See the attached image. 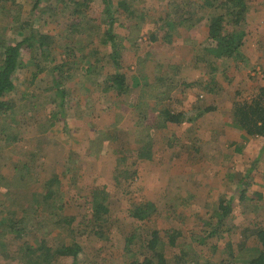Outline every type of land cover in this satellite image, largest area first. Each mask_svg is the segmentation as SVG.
<instances>
[{
	"label": "rangeland",
	"instance_id": "1",
	"mask_svg": "<svg viewBox=\"0 0 264 264\" xmlns=\"http://www.w3.org/2000/svg\"><path fill=\"white\" fill-rule=\"evenodd\" d=\"M35 3L0 0V36L19 40L36 30L51 34L55 44L47 55L22 50L24 66L16 71V87L6 96L12 109L0 117V219L6 220L0 224V264H24L19 257L24 242L38 245L65 237L71 244L67 227L75 229L82 247L79 264H131L149 254L147 242L154 230L160 232L159 248L169 264H247L258 253L255 233L264 229V197L253 186L263 169L254 160L261 142L249 143L233 119L232 106L235 100H251L264 86L260 2L250 0L245 24L248 62L226 63L228 75L222 74L223 61L213 73L210 61L196 65L198 41L207 37L203 22L186 29L183 47L181 32L169 56V41L178 34L169 33L166 23L169 0L136 1L139 13L148 17L140 20L135 45L126 39L128 19L118 16L115 33L124 44L123 71L139 96L135 102H143L136 107L130 96L106 90L108 77L117 69L110 46L100 41L102 0L93 1L87 20L92 32L79 40L85 52L97 48L102 60L89 58L96 69L88 76L78 64L69 69L70 79L62 85L67 96L60 104L53 82L57 71L52 69L68 59L64 45L75 41V35L69 40L73 16L71 9H60L58 0H42L37 8ZM152 34L156 41H151ZM76 57L72 60L79 62L80 54ZM181 57L189 58L184 65L177 63ZM183 80L196 85L184 93ZM164 108L191 111V121L162 122L158 113ZM52 179V191H57L52 201L60 205L51 208L56 215L37 205L28 207L26 224H20L25 235L17 237L8 225L22 217L33 193L43 194ZM97 191L107 194L104 222L94 221ZM223 197L232 202V211L214 233ZM148 203L156 207L151 216L141 220L131 215L132 209ZM71 262L62 258L57 264Z\"/></svg>",
	"mask_w": 264,
	"mask_h": 264
},
{
	"label": "trees",
	"instance_id": "2",
	"mask_svg": "<svg viewBox=\"0 0 264 264\" xmlns=\"http://www.w3.org/2000/svg\"><path fill=\"white\" fill-rule=\"evenodd\" d=\"M94 0H58L60 9L64 11L70 10V14L73 16L72 23L70 25L69 40L75 35L73 39L75 41L69 42L64 45L67 54V61L63 64L55 66L52 71H57L54 77V90L56 94L61 97V105H64L67 90L62 88L65 81L70 79V68H73L78 64V69H81L83 75L92 73L96 67L89 60L94 59V62L102 60L98 57L100 53L97 48H93L88 52H85L81 37L84 34L91 33L92 25L87 21L89 19V11L91 9ZM103 10L100 12L102 32L100 41L102 45H108L111 48L109 54L113 61L117 72L110 75L107 80V91H114L117 95L130 96V103H135V107L143 105L142 98L140 101L135 102V97H139L131 90L127 82V75L123 71L122 67V53L124 48L123 42H120L118 35L115 33V24L117 23L118 16L124 15L125 19H128L129 35L127 40L135 45V34L142 30V22L140 20L146 19V15L137 10V0H102ZM42 0H36L35 7ZM172 9H175L173 13H167L169 20L166 22L169 25V33L176 31L180 27H185L188 30L198 26L200 23H205L207 26V39L200 44L199 51L195 55L196 65L199 63L210 61V72L213 73L219 69L218 61H223L224 75H228V68L226 63L234 60L235 63L240 61L248 62L243 48L245 38L247 36V30L245 24L247 16L250 11V0H171L169 3ZM158 20V19H157ZM94 34L92 33V36ZM156 35H151V41L157 40ZM55 45L54 37L51 34H44L38 31H31L28 35H24L19 40L7 41L4 36H0V117L5 113L7 109H12L11 104L7 102L6 96L9 92L13 91L16 87L14 75L19 68L24 66V60L22 57V50L26 49L31 54L38 52L39 55H47ZM47 49V50H46ZM76 53L80 54L81 60H77ZM74 59V60H72ZM243 62V64H244ZM80 63V64H79ZM205 67V66H204ZM203 69V67L201 66ZM45 68H40V71ZM69 73V74H68ZM67 74V76H66ZM214 81V78L211 79ZM198 84V82H197ZM196 85V82H190L187 80L182 81V92L190 91V88ZM205 111H211L213 108H205ZM142 115L143 110L139 111ZM139 114V116H141ZM191 111L188 112H172L170 109H161L158 113L159 120L166 122L182 123L187 120L191 121L189 116ZM232 114L234 121L239 124L246 135L256 137L264 136V86L260 87L259 92L251 100H235L232 106ZM142 119V117H141ZM145 149V148H144ZM54 179L47 182L46 191L42 193H33L34 198L31 199V203L27 207H23L26 211L22 217L14 220L13 225L9 231L15 232L16 236L21 238L25 235L23 233L20 224L25 226L26 214L28 207L37 205V208H41L47 214H53L51 208L59 207L60 205H54V198L57 195V191H52V184ZM246 183L245 179L241 180V186L244 187ZM246 188H242L240 191V197L244 198ZM38 196V197H37ZM41 196V197H40ZM57 197V196H56ZM26 206V205H25ZM63 208V206H62ZM156 210L153 203H148L145 207H137L130 211L131 215L137 219L145 220L151 216ZM232 211V202H227L223 197L220 200L219 211L217 213L220 217L219 224L215 226L214 233L224 223V219ZM109 213V206L107 202V194L104 191H97L94 194V221L104 222L105 215ZM56 215V213H55ZM73 221V218H71ZM70 220V222H71ZM6 220L0 219V224L3 225ZM18 222V224L16 223ZM2 230V228H1ZM23 230L24 227H23ZM65 230V229H64ZM1 232V231H0ZM67 235L73 239L71 244H68L64 238H50L49 240H42L38 245H34L31 242H24L19 246V257L24 264H57L62 258H72L70 264H79L78 257L82 250L81 244L77 241L75 229L67 227ZM257 240V254L251 259L248 258L247 264H264V229H259L256 233ZM65 236V235H64ZM131 238H128V242H131ZM174 241V237H172ZM3 242H0L2 244ZM161 243V237L159 230H154L151 234V238L147 242V250L149 254L143 256V258L137 257L131 264H169L165 253L159 248ZM182 257V256H181ZM196 264V263H195Z\"/></svg>",
	"mask_w": 264,
	"mask_h": 264
},
{
	"label": "crops",
	"instance_id": "3",
	"mask_svg": "<svg viewBox=\"0 0 264 264\" xmlns=\"http://www.w3.org/2000/svg\"><path fill=\"white\" fill-rule=\"evenodd\" d=\"M179 1L182 2V0H179ZM197 1H199V0H197ZM170 2H171V0H169V3H170ZM258 2H260L259 8H263L264 6L261 4V1L258 0ZM174 10H175V9H172L171 6L169 7V13H170V12L173 13ZM259 10H261V9H259ZM259 14H261V11H259ZM177 32H178V34L175 35V36H173V38L171 39V41H169V56L172 55V49H173V48H176V46L179 45V44H177L176 40H177V38L180 36V33H181V32H182V33L184 32V37H183L182 42H181V47L184 46V43H183V42H185V41L187 42V38H188V36L185 37V35H186L189 31H187L185 27H180V28H178V29H177L175 32H173V33H177ZM171 33H172V32H171ZM193 38H194V37H193ZM121 39H122V38L120 37V40H121ZM188 40H189V39H188ZM201 42H202V41H198V45L201 44ZM193 47H194V46H193ZM170 50H171V51H170ZM246 54H247V57L250 56L248 53H246ZM187 59H189V58H187ZM187 59L181 57L180 61H178L177 63H178V64H182V65H184V64H185V61H186ZM240 127H241V126H240ZM241 131H242V133H244L242 127H241ZM243 136H244V135H243ZM248 137H249V143H250V144H256V145H257L258 141L261 142V144H260V146H259V148H260L261 150L258 151V152L255 154V158H254V160H255V161H258V160H259L260 164H262V166H263V169L260 170V171H262V173H260V175H261V179H258V177H256V178H255L256 183L253 184V186H254V187L256 186V187H257V190L260 191V192H257V195H259L260 197H264V136H256V137H252V136H249V135H248ZM252 173H254V171H253ZM258 175H259V173L257 174V176H258ZM240 184H241V183H240ZM255 190H256V188H255Z\"/></svg>",
	"mask_w": 264,
	"mask_h": 264
}]
</instances>
